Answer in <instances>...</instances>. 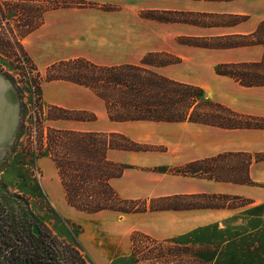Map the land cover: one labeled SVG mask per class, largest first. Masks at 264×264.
I'll list each match as a JSON object with an SVG mask.
<instances>
[{"label": "trees", "instance_id": "trees-1", "mask_svg": "<svg viewBox=\"0 0 264 264\" xmlns=\"http://www.w3.org/2000/svg\"><path fill=\"white\" fill-rule=\"evenodd\" d=\"M192 1L233 2L239 0ZM88 6L95 5L85 0H0V75L10 82L19 95L21 104L16 141L20 140L26 132L28 114V108L23 103L24 93L17 77H23V74L28 76L26 86L31 85L34 88L33 95L36 100L33 110L36 115L34 121L37 122L42 118L54 122H93L96 120L95 115L84 117L89 114L88 112H74L56 106H49L50 112L45 113L41 96V78L23 44L28 36L44 24L46 15L49 13ZM187 15L193 16L189 13L160 11H148L143 16L160 23L199 24L197 21L184 17ZM174 16H182V18L174 19ZM196 16L212 15L198 14ZM213 16L230 18L233 22L201 24L217 27L236 26L249 19L248 16ZM224 40L230 43L209 45L207 43L209 41L204 39L199 41L181 39L179 42L186 46L215 50L254 46L264 48V21L259 24L252 35L212 39L213 42ZM164 56L174 58L163 63L156 61ZM179 63L180 59L169 53H150L143 58L140 65L116 67H102L86 59H73L61 61L49 67L46 80L47 82H69L90 90L105 103L108 117L112 122H189L222 129L264 130V118L240 115L208 99L203 89L169 79L157 72V68ZM215 73L234 80L244 88H263L264 53L259 62L219 64L215 68ZM52 112H59V115H51ZM232 118L240 121H232ZM244 120L255 121L257 124H245ZM42 131H44L43 128ZM39 143L40 148L37 149ZM16 149L15 145L14 151ZM151 149L117 133L49 129L47 134L42 133L37 140L35 154L32 153L31 157L35 162L43 158L51 159L69 207L85 214L110 211L117 213L120 217H125L145 213L147 203L123 200L119 197L111 181L121 177L128 167L110 161L108 155L112 151L147 152ZM231 158L245 159L244 166L236 164L227 168L219 166L221 161ZM254 162H264V155L227 153L188 165L183 172L194 170L195 175L218 183L253 186L250 170ZM196 199L224 200L230 197L173 196L152 201L150 209L152 212H178L220 208L217 205L153 206L157 203ZM138 238L149 239L140 232H135L131 236V243L134 244ZM57 242L55 235L42 223L31 209L29 202L18 195L10 194L5 185L0 183V264H93L80 245H69L63 252L57 246ZM185 248L186 251L193 250L190 247ZM216 258L217 253L208 248L197 249L193 254V259L202 264H212Z\"/></svg>", "mask_w": 264, "mask_h": 264}, {"label": "crops", "instance_id": "crops-1", "mask_svg": "<svg viewBox=\"0 0 264 264\" xmlns=\"http://www.w3.org/2000/svg\"><path fill=\"white\" fill-rule=\"evenodd\" d=\"M107 2L116 5L118 10L101 12L81 9L77 10V13H72L86 17L83 24L77 21V24L68 23L65 27H57L47 32H42L44 27L42 25L36 30L28 49L35 66L43 67L46 71L55 63L73 59H86L102 67L140 65L147 54L169 53L177 56L180 63L157 68L158 73L169 79L202 88L208 99L238 114L264 118V87L244 88L234 80L215 73V68L219 64L259 62L264 53L262 46L215 50L186 46L179 42L181 39L211 41L218 37L252 35L264 21V0L233 2L107 0ZM147 11L248 16L249 19L236 26L224 27L202 25L200 21H197L199 24L160 23L140 16L142 12ZM204 54L207 55L206 60H203ZM204 63L207 67L205 71ZM49 83L67 90L65 94H58L63 107L50 106L74 112H91L96 116L93 122L67 121L74 123V126L66 130L122 134L137 144L153 148L147 152L109 153L110 161L128 167L121 177L111 181L113 189L121 199L150 204L154 200L173 196L250 194L251 188L246 185L218 183L176 175L172 171L214 158L224 152L264 154V130H228L189 122H112L104 102L90 90L64 81ZM45 159L53 164L51 159ZM53 166L55 168L54 164ZM258 171H264V162L253 163L250 170L252 180L258 176V173H253ZM69 208L73 212H79ZM169 212L171 211L158 213L165 217ZM104 214L117 213L104 211L86 215L96 216L90 221L95 223L106 218ZM135 215L121 218L123 221L132 218L133 222ZM135 228L137 230V227Z\"/></svg>", "mask_w": 264, "mask_h": 264}, {"label": "rangeland", "instance_id": "rangeland-1", "mask_svg": "<svg viewBox=\"0 0 264 264\" xmlns=\"http://www.w3.org/2000/svg\"><path fill=\"white\" fill-rule=\"evenodd\" d=\"M85 1L95 6L64 9L63 11L71 12L57 11L46 15L42 32L65 27L68 23L76 22L77 24V21L83 24L86 17L72 13H77V10L92 9L101 12L118 10L116 5L107 2V0ZM145 13L142 12L140 16L144 18ZM184 17L188 20L200 21L203 24L233 22V19L219 18L213 15L207 17L187 15ZM173 18L181 19L182 16ZM60 21L62 23H59ZM79 31L82 32V30ZM35 35L36 33L31 34L23 42L27 52ZM207 43L214 45L230 43V41L213 42L211 40ZM171 58L174 57L164 56L156 61L163 63L171 61ZM206 58L207 55L204 54L203 60ZM205 68L207 67L204 63V71ZM37 69L41 78L42 102L47 114L50 112L48 109L50 105L62 106L63 103L58 98V94H65L67 90L47 82L48 69L45 71L38 65ZM17 77L19 86L24 93L23 103L28 108L26 132L20 140L16 141L20 124V98L10 82L0 75V183L5 185L10 194L18 195L29 202L31 209L42 223L55 235L58 240L57 246L63 252L69 245H80L93 264H202L193 259V254L197 249L208 248L217 253V258L212 264H264V171L253 173H258V176L252 180L254 185L249 186L251 188L249 195L233 193L229 195L230 199L224 200L196 199L153 204L156 207L217 205L220 206L219 209L183 210L177 213L171 211L167 214L168 216H165L169 218H165L157 211L152 212L151 203H147V211L136 214L133 222L132 218L123 221L118 214H104L106 218L100 222H90L96 216L73 212L67 206L53 164L45 158L35 162L31 157L32 153L35 154L37 140L42 133L47 134L49 129H69L74 126V123L54 122L45 118L37 122L34 121L36 117L33 113L36 104L33 95L34 88L31 85L26 86L28 83L27 74ZM51 115H59V112H52ZM88 115L94 114L90 112L84 117ZM37 118L39 119V117ZM232 119V121H240ZM243 123L257 124V122L249 120H244ZM15 145L16 151H14ZM39 148L40 143L37 145V149ZM244 163L245 159L231 158L221 161L219 166L227 168L236 164L243 167ZM183 171L185 168L176 169L172 173L206 179L195 175L194 170L187 173ZM212 195L225 196L223 194ZM135 232H140L149 239L138 238L132 244L130 237ZM185 247H190L193 250L186 251Z\"/></svg>", "mask_w": 264, "mask_h": 264}]
</instances>
